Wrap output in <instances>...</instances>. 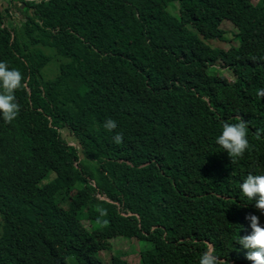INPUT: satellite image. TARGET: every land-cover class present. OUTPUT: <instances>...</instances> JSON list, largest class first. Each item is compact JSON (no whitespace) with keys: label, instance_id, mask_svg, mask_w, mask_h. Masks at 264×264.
Listing matches in <instances>:
<instances>
[{"label":"trees","instance_id":"16d2710c","mask_svg":"<svg viewBox=\"0 0 264 264\" xmlns=\"http://www.w3.org/2000/svg\"><path fill=\"white\" fill-rule=\"evenodd\" d=\"M3 1L0 60L21 86L0 120V264H131L118 238L142 244L140 264H197L208 242L244 264L232 237L260 216L238 185L264 172V0H8L14 17ZM226 21L229 50L208 42ZM238 117L249 146L231 159L214 137Z\"/></svg>","mask_w":264,"mask_h":264},{"label":"clouds","instance_id":"9594fccd","mask_svg":"<svg viewBox=\"0 0 264 264\" xmlns=\"http://www.w3.org/2000/svg\"><path fill=\"white\" fill-rule=\"evenodd\" d=\"M20 86L21 72L0 60V120L8 122L17 115L19 105L14 90ZM255 95L257 98L264 96V87H258ZM102 127L111 131L117 127V124L114 119L109 117L103 121ZM261 131L258 129L257 134L259 135ZM112 139L118 143L121 139L120 133L115 132ZM214 141L231 159L239 158L249 146L245 121L238 117L236 122H222ZM238 188L245 201H251L252 207L259 212L260 216H264V172H249L244 175ZM260 216L251 212L247 213L248 221H244L243 229L248 231L243 235L235 233L232 237V240L241 246V253L244 249L248 250L245 253L247 259H244V264H264V220L258 222ZM228 253L231 254V252ZM220 257L221 255L217 253L213 243L208 242L200 251L197 264H227V261Z\"/></svg>","mask_w":264,"mask_h":264},{"label":"rangeland","instance_id":"374dc122","mask_svg":"<svg viewBox=\"0 0 264 264\" xmlns=\"http://www.w3.org/2000/svg\"><path fill=\"white\" fill-rule=\"evenodd\" d=\"M8 1V0H5ZM257 0H251V2L256 3ZM12 5L16 6L18 4L17 0H11ZM13 9L11 11H9V14H7L8 16H10V14L12 15V17H14L15 15V8L12 7ZM173 13H175L177 16H179L178 10L172 11ZM9 18V17H8ZM8 21V20H7ZM222 28L227 32V38H225V42L216 40V41H208L209 43H211V45L215 48H220V49H225V50H229L232 46H238L239 45V41L236 38V33H237V28L235 27V25H233L230 22H224V24L222 25ZM54 65L51 66V68L47 71V73L45 72V75L47 77H52L57 73L54 71ZM215 67L221 71L222 74H225L227 77H232V75L227 71V69H224L223 64L219 61L216 63ZM55 73V74H54ZM213 74H215L214 72H211ZM48 74V75H47ZM54 74V75H53ZM65 136L67 137V139L70 141L71 144H75V139L74 136L72 134H70L69 132H65ZM84 223H86L84 221ZM114 243V248L119 251L122 252L123 257L129 261V263L131 264H140V252H141V248H142V244L137 241V240H133V241H129L126 240L124 238H118L116 240L113 241ZM100 256L104 262V264H110L111 262V253L110 252H101Z\"/></svg>","mask_w":264,"mask_h":264},{"label":"bare ground","instance_id":"6f19581e","mask_svg":"<svg viewBox=\"0 0 264 264\" xmlns=\"http://www.w3.org/2000/svg\"><path fill=\"white\" fill-rule=\"evenodd\" d=\"M3 2H4V9H5V5H7V6H8V4H7V2H6V1H3ZM6 8H7V7H6ZM7 13H8V12H6V13L4 12V14H5V15H7ZM205 82H206V81H205Z\"/></svg>","mask_w":264,"mask_h":264},{"label":"water","instance_id":"95a60500","mask_svg":"<svg viewBox=\"0 0 264 264\" xmlns=\"http://www.w3.org/2000/svg\"><path fill=\"white\" fill-rule=\"evenodd\" d=\"M6 7H7V5H5V13L7 12V8Z\"/></svg>","mask_w":264,"mask_h":264}]
</instances>
